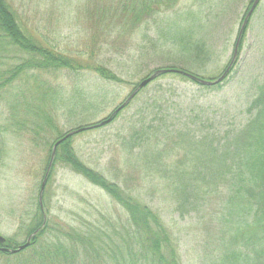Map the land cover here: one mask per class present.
<instances>
[{"label":"rangeland","instance_id":"obj_1","mask_svg":"<svg viewBox=\"0 0 264 264\" xmlns=\"http://www.w3.org/2000/svg\"><path fill=\"white\" fill-rule=\"evenodd\" d=\"M254 1L180 0L174 9L156 14L136 29L125 34L116 30L108 37L95 22L100 8L105 6L98 0H7L20 25L44 44H51L72 56L92 59L123 80L121 83L107 81L87 70L79 74L60 71L42 75L43 80L60 86L65 99L84 101L87 91L91 101L96 102L95 107L98 105L97 109L76 115L69 122L59 116L63 132L75 128L76 123L98 125L110 118L152 71L176 66L189 68L212 80L218 79L237 58L221 88H208L174 73L161 74L151 84L163 88L157 95L159 108L153 100L146 99L143 103L141 98H132L117 112L119 115L114 121L74 133L73 145L81 158L112 180L118 167L127 175L132 173L133 164L138 162L143 166L140 161L144 154L139 156L142 148L134 147L135 142L128 145L124 140L129 139L133 127H140L141 121L167 127L166 131L181 130L190 137L214 132L221 134L245 123L248 118L246 107L264 80V0L256 5L241 47L237 46L242 21ZM113 26L116 28L114 23ZM180 28H190L191 40L204 43L210 53L206 64H202V57L195 53L181 55L176 53L177 49L161 47L163 43H169L170 36ZM170 51L175 53L169 56ZM12 56L7 54L0 58V69L16 63L17 59ZM19 82L8 88L5 99L0 101V127L9 122L8 101L12 94L19 90L23 95H29L36 89L32 80ZM141 108L145 109L143 119L137 115ZM44 136L43 140L35 142L33 134L27 130L0 131V235L23 242L20 245L29 237L26 239L23 231L19 233V225L27 212L33 213L37 209L39 191L49 164V143L54 132H46ZM120 180L125 186L124 178ZM45 194L48 219L52 222L82 227L87 221L104 223V218L116 222L120 217L126 218L124 209L104 190L61 163L52 170ZM134 195L161 214L177 241L183 264H203L205 259L209 262L210 237L205 232V220H210V212L181 215L173 197L158 179L142 180ZM205 251L210 255L205 257Z\"/></svg>","mask_w":264,"mask_h":264},{"label":"trees","instance_id":"obj_2","mask_svg":"<svg viewBox=\"0 0 264 264\" xmlns=\"http://www.w3.org/2000/svg\"><path fill=\"white\" fill-rule=\"evenodd\" d=\"M179 1L98 0L105 6L100 8L95 22L108 37L116 30L125 34L156 14L174 9ZM250 17L239 32L238 48ZM190 33V28L176 29L168 39L170 42L161 47L177 49L176 53L181 55L195 53L202 57V64H206L209 51L202 41L191 40ZM173 53L170 51L169 56ZM7 54L17 60L14 65L0 69V101L5 99L8 88L19 81L32 80L36 89L29 95H23L19 90L12 94L8 101L9 122L0 127V131L27 130L33 134L35 142L43 140L44 133L53 131L48 163L58 140L71 131L94 125L76 123L75 128L63 132L58 117L69 122L76 115L97 109L98 105L95 107L96 102L91 101V94L87 91L84 101L65 99L59 85L43 80L41 76L60 71L79 74L87 70L104 80L123 82L117 74L92 59L72 56L51 44H44L20 25L7 0H0V58ZM236 59L231 62L223 80L212 85L202 84L181 73H172L208 88H221L222 82L233 71ZM163 68L179 69L176 66ZM180 70L205 79L189 68ZM153 82L140 89L133 98H141L143 103L146 99L153 100L155 107L159 108L157 95L163 92V88L161 85L152 87ZM144 110H138L141 119ZM246 112L247 120L238 127L226 129L221 134L214 132L193 137L181 130L166 131L167 127L141 121L140 127H133L129 139L124 140L128 145L135 142L134 147L139 145L142 148L139 156L144 154L140 161L143 166L138 162L133 164V174L127 175L118 167L113 180L81 158L73 145V135L65 138L56 148L46 186L55 165L64 164L104 190L124 209L126 218L120 217L117 222L105 218L104 223L87 221L82 227L52 222L48 219L44 191L43 208L38 202L36 211L27 212L24 215L27 217H23L19 225V233L23 231L26 239L40 230L24 250L17 253L0 250V264H183L177 241L161 214L134 195L141 181L150 178L164 183V189L173 197L181 215L210 212V220H205V232L210 237L211 256L209 262L205 259L203 264H264V80L257 86ZM121 178H124L125 186ZM203 215L202 218L206 219ZM21 243L8 238L0 247L16 249ZM209 253L205 251V257Z\"/></svg>","mask_w":264,"mask_h":264},{"label":"water","instance_id":"obj_3","mask_svg":"<svg viewBox=\"0 0 264 264\" xmlns=\"http://www.w3.org/2000/svg\"><path fill=\"white\" fill-rule=\"evenodd\" d=\"M258 2H259V0H255L254 3H253V5H252V7H251V9H250L249 12L247 13V15H246V17H245V19H244L243 25L241 26L240 33L242 32L243 27H244L245 24L247 23L249 17L251 16V14H252V12L254 11L256 5L258 4ZM238 42H239V40H238ZM237 46H238V43H237ZM235 56H236V53L234 54V58H235ZM230 67H231V63H230V65H229V67L225 70V72H224V73H223L218 79H216V80H205V79H201V78H199V77H197V76H195V75H193V74H191V73L185 72V71L180 70V69H175V68H163V69H157V70H155L153 73L149 74L146 78H144V79L138 84V86H137V87L134 89V91L129 95V97L126 99V101H125L124 103H122V104L116 109V111L113 113V115H114L115 113H117L120 109H122L123 107H125V106L128 104V102H129V101H130V100L136 95V93H137L140 89H142L143 87H145L146 85H148L150 82H152L153 80H155V79H156L159 75H161V74L172 73V72L181 73V74H183V75H185V76H187V77H189V78H191V79H193V80H197V81H199V82L202 83V84H205V85H212V84L218 83V82H220L221 80H223V78H224V77L227 75V73L229 72ZM113 115H112L110 118H108L107 120L101 122L100 124H98V125H93V126H90V127H87V128H88V129H89V128L91 129V128L97 127V126H99V125H103V124H105V123H107V122H110L111 119L113 118ZM87 128H81V129H77V130H75V131H71V132L67 133V135H66L64 138L58 140V141L55 143V145L53 146V150H52V154H51V159H50V162H49V165H48V168H47V172H46V175H45V177H44V179H43V182H42V184H41V188H40V192H39V198H38V200H39V203H40L41 208H43V202H42L43 192H44V189H45V186H46V183H47L48 174H49V171H50L51 166H52V162H53V159H54V156H55V153H56V148H57V146H58V145H59V144L65 139V138H67V137H69V136H72L74 133L81 132V131H83V130H85V129H87ZM33 236H34V234L31 235V236H29V238L27 239V241H26L24 244L20 245L17 249L9 250V249H7V248L2 247L1 250H3V251H10L11 253H17V252H19V251H22V250H24L25 248H27V247L30 245ZM5 241H6L5 237H3V236L0 235V244H3Z\"/></svg>","mask_w":264,"mask_h":264}]
</instances>
